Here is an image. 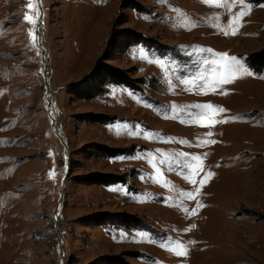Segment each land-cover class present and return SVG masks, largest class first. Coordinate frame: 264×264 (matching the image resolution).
I'll list each match as a JSON object with an SVG mask.
<instances>
[{"label": "rangeland", "instance_id": "obj_1", "mask_svg": "<svg viewBox=\"0 0 264 264\" xmlns=\"http://www.w3.org/2000/svg\"><path fill=\"white\" fill-rule=\"evenodd\" d=\"M40 1L0 0V264H264V76L244 63L264 47V0ZM110 34L105 62L132 87L79 99L69 86Z\"/></svg>", "mask_w": 264, "mask_h": 264}, {"label": "trees", "instance_id": "obj_2", "mask_svg": "<svg viewBox=\"0 0 264 264\" xmlns=\"http://www.w3.org/2000/svg\"><path fill=\"white\" fill-rule=\"evenodd\" d=\"M121 5H130V0H124ZM115 21H119L118 18H116ZM114 30L115 28H112V31ZM126 33H128V31H126ZM129 33L132 34L129 36L132 37L136 43L141 42L139 40V34H136L134 32ZM117 39L118 37H115L114 35L111 36L110 34L105 44L104 53H102V55L99 56V58L96 60L95 65L88 78H84L80 82L71 84L69 86L70 91H72V93H74L77 98L87 99L94 97L98 95L101 92L102 87L107 84H119L126 87H132V80L125 70L117 68L115 66H111L105 62L107 59H109L108 51L115 46V43H117ZM244 63L246 67L253 73L262 74L264 76V47L257 51L247 53L244 56ZM94 146L96 151H98L102 155L114 157L120 154L117 148L103 147L100 145ZM82 178L86 179V181L89 183L101 184H115L121 182L122 180L121 176L110 173H91L82 176L81 179ZM96 217L97 218L95 219L97 221L100 219V217V220L103 221L107 218H117L123 223H130V219H132L128 215H125L123 213H104L101 215H97ZM101 261V264H129L126 260H124V258H122V255L118 254L103 256L101 258Z\"/></svg>", "mask_w": 264, "mask_h": 264}, {"label": "snow or ice", "instance_id": "obj_3", "mask_svg": "<svg viewBox=\"0 0 264 264\" xmlns=\"http://www.w3.org/2000/svg\"><path fill=\"white\" fill-rule=\"evenodd\" d=\"M205 3H213V4H217L218 0H204ZM244 0H240V3L243 4ZM27 7H29L30 9L34 7V5L31 3V0L29 2V4L27 5ZM245 15V10L242 9L240 12H238L233 18L232 20L229 22V27H231L233 24L238 23L240 18ZM25 20L32 22V18L26 13L25 14ZM218 26V25H217ZM236 29L232 28V34H235ZM225 34H228L227 32H225ZM222 56L226 57V54H221ZM232 60V62L234 64H238L239 61L236 60L235 57L230 58ZM233 78L231 73H220L218 74V77H214L213 82L217 83V84H222V83H229L230 79ZM208 87H211V84L208 85ZM212 90L214 91L215 88H212ZM197 107H200L202 109H214V106L210 105V104H205V105H197ZM214 111H224V109L219 108V109H214ZM208 135H211V133H208ZM214 142V141H213ZM205 143H208V141H205ZM199 160V158H194ZM198 167V166H197ZM51 175V174H50ZM211 175H213L212 173H207L206 176L200 181L201 186L206 182L207 178L211 177ZM192 183H195V180L191 181ZM200 189L197 188L196 192L197 194L199 193ZM189 198H193L192 193H188L187 194ZM202 207V205H199ZM191 214H195V209L193 210V212ZM193 227H195L193 225ZM177 251L178 255H186V249L183 248L182 245L177 244L176 248L173 249Z\"/></svg>", "mask_w": 264, "mask_h": 264}, {"label": "bare ground", "instance_id": "obj_4", "mask_svg": "<svg viewBox=\"0 0 264 264\" xmlns=\"http://www.w3.org/2000/svg\"><path fill=\"white\" fill-rule=\"evenodd\" d=\"M36 1V0H35ZM40 1V0H39ZM37 2V4L38 5H40L41 4V1L40 2H38V1H36ZM213 139H211V141H212ZM215 164H216V159H210L209 161H208V169L210 170V171H217V172H219V170H215ZM220 173V172H219ZM217 180V179H216ZM218 181V180H217ZM216 183V182H215ZM217 184V183H216ZM218 185V184H217ZM222 196H223V191H222ZM217 195L219 196V194L217 193ZM221 198V195L219 196V199ZM223 198V197H222ZM218 199V200H219ZM220 222H221V220H220V217H218V218H216L215 220H214V222H213V226H212V229H215V230H217L218 228H220V227H222L221 225H222V222H221V224H220ZM194 233H205L202 229H200V230H198V228L196 227V225L194 224ZM192 258V257H191ZM192 260V259H191ZM199 261V259L197 260V262ZM204 263H206V262H204Z\"/></svg>", "mask_w": 264, "mask_h": 264}, {"label": "water", "instance_id": "obj_5", "mask_svg": "<svg viewBox=\"0 0 264 264\" xmlns=\"http://www.w3.org/2000/svg\"><path fill=\"white\" fill-rule=\"evenodd\" d=\"M36 1L40 2L39 0H36ZM40 21H41V18L39 17L38 22H37V25L40 24ZM47 107L49 108L50 105L48 104ZM56 134H57V133H56ZM64 145H65V144H64ZM66 150H68L67 147H66ZM67 170H68V165H66V172L63 174L62 179H61L62 185H63V182H64V180H65V178H66Z\"/></svg>", "mask_w": 264, "mask_h": 264}]
</instances>
